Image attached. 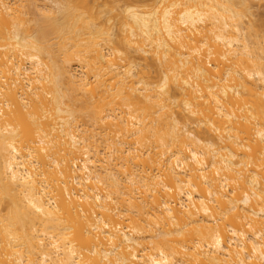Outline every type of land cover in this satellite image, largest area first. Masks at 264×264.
I'll return each instance as SVG.
<instances>
[{"label": "bare ground", "instance_id": "obj_1", "mask_svg": "<svg viewBox=\"0 0 264 264\" xmlns=\"http://www.w3.org/2000/svg\"><path fill=\"white\" fill-rule=\"evenodd\" d=\"M118 1L0 0V264H264V0Z\"/></svg>", "mask_w": 264, "mask_h": 264}, {"label": "rangeland", "instance_id": "obj_2", "mask_svg": "<svg viewBox=\"0 0 264 264\" xmlns=\"http://www.w3.org/2000/svg\"><path fill=\"white\" fill-rule=\"evenodd\" d=\"M39 1H40V0H39ZM114 1H118V0H114ZM120 1H122V0H120ZM136 1H137V2H135L136 4L144 5V4H147L149 0H136ZM118 2H119V1H118ZM122 2H123V1H122ZM122 2H119V3H120V6L123 5ZM49 3H50V2H49ZM108 6H109V5H108ZM108 6H107L105 9H104V8H103V9H104V10L109 9L110 7H108ZM107 16H108V15L105 16V14H104L102 19H104V18L107 17ZM116 31H117V29L114 28V29H113V32H116Z\"/></svg>", "mask_w": 264, "mask_h": 264}]
</instances>
